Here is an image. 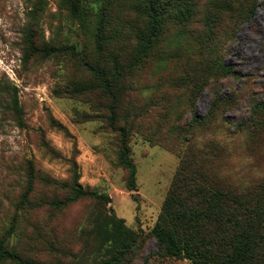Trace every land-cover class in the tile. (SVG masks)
<instances>
[{
    "label": "rangeland",
    "instance_id": "obj_1",
    "mask_svg": "<svg viewBox=\"0 0 264 264\" xmlns=\"http://www.w3.org/2000/svg\"><path fill=\"white\" fill-rule=\"evenodd\" d=\"M103 1L81 0L73 13L74 0H0V240L26 260L100 264L81 233L97 209L148 234L183 155L223 185L264 180V131L251 136L244 126L264 103V0H173L177 8L159 0L173 19L141 62L134 61L136 30L147 15L136 6L146 0L112 1L104 24L110 41L98 54ZM186 8L187 20L173 15ZM46 45L55 53L44 56ZM83 59L105 70L111 91ZM110 112L127 133L132 191ZM75 179L110 202L52 207L71 196ZM127 264L191 263L162 257L149 239Z\"/></svg>",
    "mask_w": 264,
    "mask_h": 264
},
{
    "label": "trees",
    "instance_id": "obj_2",
    "mask_svg": "<svg viewBox=\"0 0 264 264\" xmlns=\"http://www.w3.org/2000/svg\"><path fill=\"white\" fill-rule=\"evenodd\" d=\"M74 1L72 12L77 13L81 0ZM112 1H103L99 11L96 28L98 54L104 51L106 43L110 41V38L105 36L104 24ZM161 3L159 0H146L145 7L140 4L136 6L139 11L146 10L147 15L145 27L136 30V62L149 57L165 22L173 19L172 13ZM173 3L177 8L180 1L176 3L171 0L170 4ZM178 12L180 14L173 12V15L180 18L182 16L181 19L187 20L191 10L186 8L185 12ZM70 50L76 52L73 47ZM55 51V48L47 45L42 48L44 56H49ZM83 66L98 79L105 90L111 91L105 70L101 69L98 63L91 64L83 59ZM220 70L233 74L225 64L220 65ZM219 102L220 99L214 100L212 107L215 108ZM16 107L17 113L20 114L19 106ZM108 123L111 130L119 135L117 161L127 170L126 188L132 191L135 189L136 168L130 158L126 130L115 126L113 112L109 113ZM245 125L252 128L251 136L264 131V103L254 106V111ZM69 190V198L56 200L50 205L60 208L82 198H91L105 204L110 202L107 195L83 188L78 179L74 180ZM81 233L95 245L100 264H127L138 244L149 239L157 243L159 255L162 257L188 260L191 264H264V180L244 189L223 185L212 174L194 166L191 160L183 155L161 212L148 234L134 233L124 225L122 219L100 209L91 212L87 226ZM0 261L44 264L23 259L16 252L5 248L3 240H0Z\"/></svg>",
    "mask_w": 264,
    "mask_h": 264
}]
</instances>
